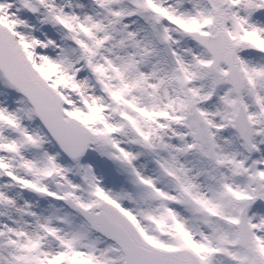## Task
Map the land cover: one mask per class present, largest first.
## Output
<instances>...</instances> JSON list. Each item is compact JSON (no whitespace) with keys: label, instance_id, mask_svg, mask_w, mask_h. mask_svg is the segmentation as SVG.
<instances>
[{"label":"snow or ice","instance_id":"snow-or-ice-1","mask_svg":"<svg viewBox=\"0 0 264 264\" xmlns=\"http://www.w3.org/2000/svg\"><path fill=\"white\" fill-rule=\"evenodd\" d=\"M0 264H264V0H0Z\"/></svg>","mask_w":264,"mask_h":264}]
</instances>
